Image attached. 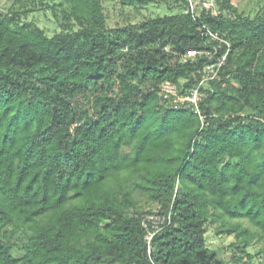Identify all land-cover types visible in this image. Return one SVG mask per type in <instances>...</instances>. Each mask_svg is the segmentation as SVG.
Returning a JSON list of instances; mask_svg holds the SVG:
<instances>
[{"label":"trees","instance_id":"1","mask_svg":"<svg viewBox=\"0 0 264 264\" xmlns=\"http://www.w3.org/2000/svg\"><path fill=\"white\" fill-rule=\"evenodd\" d=\"M11 1L0 11V264H229L208 246L215 225L234 237L235 264H264V12L215 0L218 16L194 19L189 0H120L168 13L109 26L103 0H64L45 5L61 29L48 35L22 20L42 0ZM203 25L232 45L204 90V126L158 96L165 81H200L208 58L181 56L205 48ZM168 211L148 256L143 217Z\"/></svg>","mask_w":264,"mask_h":264},{"label":"built area","instance_id":"2","mask_svg":"<svg viewBox=\"0 0 264 264\" xmlns=\"http://www.w3.org/2000/svg\"><path fill=\"white\" fill-rule=\"evenodd\" d=\"M187 12L190 13L194 19L200 17L201 14H210L213 17L219 15L215 0H189ZM201 31V35L207 39L204 44L205 48L187 51L186 54L181 56L184 62H188L189 60L195 61L198 57L205 56L208 58L210 62L203 66L200 81L194 87L185 91L180 90L176 84L165 81L159 85L158 96L165 106L171 109H191L199 115L202 126H204L208 124L206 116H204L201 111V103L207 97L204 90L208 89V84L220 80L223 67L226 64L232 45L220 32L211 30L205 25L202 26ZM208 44L212 45L211 50L206 49ZM165 50H168V48ZM171 222V211H168L166 214L144 215L142 225L145 229L144 240L147 246L148 256H150L155 249L153 245L155 235L163 230V228L169 226Z\"/></svg>","mask_w":264,"mask_h":264},{"label":"rangeland","instance_id":"3","mask_svg":"<svg viewBox=\"0 0 264 264\" xmlns=\"http://www.w3.org/2000/svg\"><path fill=\"white\" fill-rule=\"evenodd\" d=\"M40 1V0H39ZM105 5L106 14L108 16L109 26H114L116 23L123 24L127 23V17L131 18L132 22L142 21L148 17H158L164 16L168 12L165 7L157 5H147L139 8V12L136 11L134 7L126 6L122 8L120 0H103ZM42 5L38 4L36 9L33 10L28 16L22 15V20L24 22L33 21L38 27L46 31L48 35H53L56 32L61 31L58 26L57 21L55 20L51 10L45 5H53L55 3L59 4V8H64L60 6V3H64V0H42ZM13 1L11 0H0V11L5 12L11 7ZM232 4L237 8V10L248 16L254 18L257 13L264 12V0H232ZM18 6V4H17ZM19 8V6L17 7ZM153 208V205L148 204L146 201L142 200L140 202V209L144 211L146 209ZM216 227V228H215ZM218 225L210 227L208 229V246L210 249L214 250L216 253L217 261L228 262L229 264H235L232 259L233 253L236 252L232 248L234 243V237L227 234L215 235ZM250 252L253 254L254 250L250 249ZM263 262V258H255L251 264H260Z\"/></svg>","mask_w":264,"mask_h":264}]
</instances>
